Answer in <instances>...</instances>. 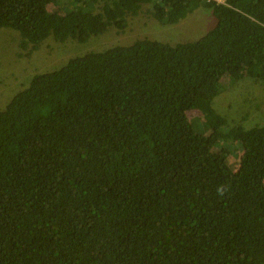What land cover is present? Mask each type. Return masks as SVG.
<instances>
[{"label":"trees","instance_id":"trees-1","mask_svg":"<svg viewBox=\"0 0 264 264\" xmlns=\"http://www.w3.org/2000/svg\"><path fill=\"white\" fill-rule=\"evenodd\" d=\"M200 8V39L73 58L0 111V264H264V125L214 108L225 78L264 82V0H0V30L34 53Z\"/></svg>","mask_w":264,"mask_h":264},{"label":"rangeland","instance_id":"rangeland-1","mask_svg":"<svg viewBox=\"0 0 264 264\" xmlns=\"http://www.w3.org/2000/svg\"><path fill=\"white\" fill-rule=\"evenodd\" d=\"M65 10L66 8H61L60 12ZM133 22L125 34L112 30L92 37L86 44L72 39L59 43L50 38L34 53L30 49H20L21 36L18 32L1 29L0 111L7 107L17 93L29 87L37 74L58 71L73 58L90 52L105 51L117 45H132L141 39H152L171 45L196 41L216 26L217 19L211 9L200 8L175 25L163 24L155 19L148 21L145 18ZM225 80V92L214 101L218 114L227 119L230 127L241 125L250 129L256 125H264V82L249 77L234 83L228 81V77ZM199 115L201 114L198 111L189 113L190 118ZM196 127L200 131L199 122ZM241 152L236 148L230 150L226 163L233 173L239 167Z\"/></svg>","mask_w":264,"mask_h":264},{"label":"built area","instance_id":"built-area-1","mask_svg":"<svg viewBox=\"0 0 264 264\" xmlns=\"http://www.w3.org/2000/svg\"><path fill=\"white\" fill-rule=\"evenodd\" d=\"M205 2H217L218 4H225V0H203Z\"/></svg>","mask_w":264,"mask_h":264}]
</instances>
